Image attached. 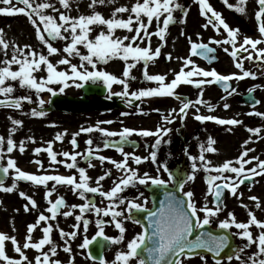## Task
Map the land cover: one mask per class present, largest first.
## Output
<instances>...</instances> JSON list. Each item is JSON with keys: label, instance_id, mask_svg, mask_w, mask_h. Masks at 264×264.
I'll return each instance as SVG.
<instances>
[{"label": "snow or ice", "instance_id": "snow-or-ice-1", "mask_svg": "<svg viewBox=\"0 0 264 264\" xmlns=\"http://www.w3.org/2000/svg\"><path fill=\"white\" fill-rule=\"evenodd\" d=\"M18 2L23 6H16L13 0H0V4L4 5L0 6V14L26 15L34 29L38 46L8 40L5 38L4 29L0 28V54L3 56L0 59V106L34 118H42L47 112L43 107L46 102L40 96L41 93L48 92L55 96L57 91L63 93L70 83L82 88L84 84L80 82L92 81L102 82L109 92V98L121 97L127 105L134 107L136 114L147 115L154 112L160 116V121L154 128L123 126L119 130H110L101 126L114 123L112 120L81 126L78 131L71 133L72 151L54 150V143L62 142L68 135L67 129L57 132L54 139L44 141L40 146L31 149L37 156L46 153L49 161L45 168L42 159L32 160L37 166L34 172L19 167L12 153L18 149L23 154L27 148L26 141L35 144L36 139L28 135L19 141L15 140L14 134L23 127L24 121L10 115L8 119L11 127L7 136L0 134V161L6 160V164H0V172L4 176L11 175L13 179L11 185L6 186L4 179L0 178V191H18V195L26 201L22 205L23 210L30 212L39 207L34 194L18 190L19 182H29L37 188L45 189L44 199L48 206L38 212L34 222L27 223L23 243L16 235L0 231V264H75L70 240H75L81 229L85 235L82 243L78 245L80 249H88L98 237L120 245L126 239L124 220L133 218V210L147 212L146 224L139 219L135 220L141 226V231L127 239L124 247L116 251L112 261L106 260L102 254L93 255L89 251L88 256L93 261L99 260V264H185L182 258L200 256L203 264H208L207 255L202 254L203 250L204 253L212 254L215 264H222L225 256L229 264L234 258L238 264H264V219L258 218L255 211L243 202L244 194L239 191L246 181L264 176V159L249 155L254 151L247 147L252 142V136L243 140L242 150L237 157L215 163L209 155L218 153L215 146L217 140L212 135H207L206 140L198 143V155L189 153L191 172L188 174L183 170L173 173L166 162L158 161L157 151L162 143H170L165 140L173 131L169 125L178 118L186 121L190 114L201 123L243 126L244 122L238 118L239 114L230 118L213 114L219 105L204 96L208 86H220L224 95L219 100L223 109L228 110L231 107L227 102L228 98L237 93V87L233 86L232 81L256 78L257 73L247 69L245 61L256 60L264 63V46H261L264 45V0H255L254 16L259 33L257 37L242 34L238 26H230L209 0H195L200 15L206 18L202 27L208 29L211 26L218 35L226 33V36L223 39L209 37L208 42H204L202 38L193 40L192 36L181 30L180 35L190 45L188 55L174 57L172 52L166 53L167 60H178L180 67L178 71L169 69L164 73H151L149 68L161 57L162 49L168 43L170 26L186 23L189 10L180 0H87V11H80L79 0H56L55 3L52 0ZM248 2L249 0H235L234 3L222 0L228 9L242 15L247 14ZM103 8L109 9L107 14ZM74 10L75 15L72 14ZM196 35L201 37L200 33ZM154 37L158 41L155 47ZM213 44L228 45L223 47V51L231 57L237 71L222 73L215 67L205 68L197 64L194 56L206 59L209 64L218 59L215 55L216 47L210 46ZM52 57L59 58L53 60ZM76 58L78 62L74 63L73 59ZM114 60H120L123 64L120 75L108 71L106 67H99ZM137 68L141 71L139 78L134 75ZM138 79L147 82L149 86L133 89L132 82ZM113 85H120L121 91L113 92ZM182 86H193L197 90L196 98L182 95L178 91ZM259 87L264 86L253 85L247 92L253 93ZM18 89H25L29 94L16 95ZM33 91L39 98V108L32 107L29 112H24V103H33ZM163 98H174L178 101V107H171L166 111L160 107H150L146 111L141 106L145 101L150 103L154 99ZM134 101H140L141 104L134 105ZM260 103V100H254L252 111L247 115L264 119V111L255 109V105ZM202 107L207 109L206 113L201 110ZM121 115L129 116L132 113L122 112ZM50 126H55V123L52 122ZM228 130L231 131V127ZM246 130L259 139L264 127H247ZM94 132L101 134L98 140L90 135ZM82 133L89 135L85 140L86 149L80 152L76 149L79 148L78 137ZM134 135L145 141L148 138L154 140L150 145L145 144L147 155L125 150L126 145L139 147V143L131 139ZM196 139L199 141L198 136ZM108 148H114L121 158L102 154L103 149ZM185 152H188L187 148ZM78 157L87 162L88 168L96 167L93 160H98L102 167L106 163L113 167H104L102 174L93 178L89 175L88 168L79 165ZM146 161L156 165V175L140 171L138 166ZM57 165L75 171L60 174ZM113 168L120 173L118 177L113 178ZM201 171L207 187L202 203H198L195 193L190 189L185 190V185L195 181L197 173ZM161 172L167 173L168 178L165 179ZM106 178L112 180L108 189L102 183ZM137 182L140 185L163 186L166 189L158 208L147 209V198L144 203L137 202L143 197V193L131 200L122 195L125 189L135 186ZM169 185H172L171 189L168 188ZM57 186L70 188L84 202L69 204L63 195L53 198V194L58 191ZM177 191L182 195H177ZM226 191L240 201V206L246 210L247 220H238L233 211H228L224 218H220L226 208L223 203ZM96 194L108 203L103 207L98 206L94 198ZM209 196L212 197L211 201ZM248 199L254 203L256 209L264 210V201L258 196L252 195ZM121 205H126V208H121ZM88 213H94L96 217L97 231L91 238L87 235L91 223ZM61 215L64 218L74 217L71 231L60 227L58 217ZM108 224H114L119 234L106 236L105 226ZM213 224L216 229L221 230L219 233L212 230ZM233 228L237 230L234 233L231 232ZM253 228L256 229L255 232ZM54 229L58 231L63 245L54 239ZM37 230L41 235L34 239ZM13 231H17L14 222ZM230 236L239 237L246 242L234 248L231 253L222 255L229 247ZM6 242L11 243L16 256L7 253ZM252 246H255V251L246 254V250ZM61 247L68 254L67 262L56 258ZM99 247L103 249L105 244L101 242ZM29 249L37 253L32 259L27 254Z\"/></svg>", "mask_w": 264, "mask_h": 264}, {"label": "flooded vegetation", "instance_id": "flooded-vegetation-1", "mask_svg": "<svg viewBox=\"0 0 264 264\" xmlns=\"http://www.w3.org/2000/svg\"><path fill=\"white\" fill-rule=\"evenodd\" d=\"M0 6H4L3 4H0ZM11 15L6 14H0V28H3L4 30L8 25L11 24ZM218 35L215 32V37ZM221 36V35H218ZM155 47V46H154ZM216 54L218 59L216 60L215 64L208 65L205 63H199L200 66H203L205 68L208 67H215L222 73H228L237 71L235 67H233L231 64H229L230 57L223 51V48L221 46H216ZM165 49H162V55L160 58L157 59L156 63L154 65H150L149 71L151 73H161V70H164V72H168L169 69H175L179 70L180 62L178 60L173 59L172 61H168L165 54L163 55ZM188 47H177L174 53L175 56H186ZM3 56L0 54V59H2ZM219 58H221L219 62ZM53 60H55V57H52ZM193 59H195L193 57ZM74 62V59H73ZM111 62H116V72L115 74L120 75L122 72L123 64L120 60H114ZM110 63V62H109ZM109 63L105 65H101L107 68L109 71ZM220 63V65H218ZM198 64V63H197ZM167 67V69H164ZM134 75H136L138 78L141 76V71L139 68L134 70ZM171 73H169V79H171ZM84 85H99L103 92H104V99L110 100L114 104H116L115 107L109 108V109H95L91 106V104L96 103L101 97L91 94V88L85 89L84 86L82 88H78L75 85H72L70 83V86L65 89L63 93H60L57 91V94L55 96H52L48 92H43L40 94V96L45 100L44 104V110L47 112V115L42 118H34L30 115H24L22 112H18L12 109H9L4 106H0V134L7 136L8 130L11 127L10 121L8 117L11 115L15 118L22 119L24 121L23 127L19 128L18 131L14 134V139L19 141L23 138H25L28 135H32L36 139V143L33 144L31 142H27V148L23 154H21L18 149L14 150L12 153V156L17 160L18 166L21 167L23 170L28 171H36L37 166L32 163L31 161L39 158L44 161L45 168L48 167V157L46 153H40L38 156L34 154L31 149L40 146V144L44 141H47L49 139H54V136L57 132H62L65 129L68 131V135L65 137V139L60 142L57 141L54 143L53 147L56 151H72V146L70 144L71 140V133L76 132L79 130L81 126H88V125H94L97 121H107L112 120L114 123L112 124H102V127L108 128L110 130H119L123 126H129V127H147V128H154L155 125L160 121V116L154 112H150L147 115H139L135 113L134 107H130L126 104L125 100L122 99L119 96H112L109 98V92L106 88V86L102 82H80ZM232 84L234 87H237V93L233 96L229 97L227 102L231 105L230 109L224 110L222 107V102L219 100L220 96L224 95L223 89L217 85H211L208 86L205 90V99L211 100L212 103L218 104L219 106L215 109L213 114L219 115L224 118L232 117V112H242V115H244L246 112H248L249 107L245 106L243 104H240L237 101V98L239 97V94L246 91V83L244 80L241 81H232ZM143 87V86H149L147 82H143L141 80H137L132 82L133 89L136 87ZM154 86V85H151ZM113 92H119L121 91L120 85H113ZM178 91L191 99H195L197 95V90L193 86H182ZM260 96L262 94L261 91L257 92ZM16 95H22V94H29L27 90L25 89H18L15 93ZM33 95V103L29 104L27 102L24 103L23 111L29 112L32 107L39 108L38 104V97L35 95L34 91L32 93ZM2 98V97H0ZM72 100L79 102L80 104H84L85 107L75 110H63L60 109V103L59 100ZM104 104L108 102H102ZM135 104H141L140 101H134ZM142 107L146 109V111L151 107H160L162 110H167L171 107H178V101H176L174 98H163V99H154L150 103L145 101L141 104ZM203 112H207L206 108H201ZM261 111H264L263 106H261ZM122 112H131L132 115L129 116H122ZM241 115V116H242ZM243 117V116H242ZM240 117V118H242ZM254 118H248V124H251L249 122H252ZM262 121V120H260ZM54 122L55 126H50L51 123ZM122 122V123H121ZM173 129V131L169 134V136L165 137L166 141H170V144L173 146H177L178 142L182 138H189V142L191 145L192 151L198 155V143L201 141H204V134L211 135V134H223L227 136H231L233 138H239L240 133L244 134V139H247L249 136H252V142L247 145L249 148H253L254 151L251 152L250 156H259L261 159H264V143L258 144V138L255 134H251L246 130L245 131L241 128H237L235 126H223L218 125L215 123V127H210L209 124L201 123L196 120H194L191 116L187 118L186 121H181L179 118L171 125H169ZM229 127H231V131H229ZM247 127H259V125L254 126H245V129ZM89 134H81L78 137L79 142V148L76 149L77 151L83 152L86 149L85 140L88 138ZM92 137L94 140H98L100 137L99 132H94L92 134ZM260 135V134H259ZM199 137V141L196 139V137ZM261 136V135H260ZM112 139H118V138H112ZM132 140H135L139 143V147L133 148L130 145L125 146L126 151H135L137 154L140 155H147L148 149L146 148L145 144H151L154 143V140L152 138H148L147 141H145L143 138L133 136L131 138ZM264 141V137L262 139ZM223 139H220L217 142V148L219 145H223ZM171 146V145H170ZM164 147H167V143H162L159 147L158 151V161L161 158V154L164 150ZM242 149H239V153ZM104 155L111 156L116 159H120V153L117 152L114 148H108L103 149ZM238 155H236L237 157ZM62 158V157H61ZM1 164H6L5 161H0ZM79 165L85 168H88L87 162L82 159L81 157H78ZM93 164L96 165L95 168H88V173L93 178L99 176L102 174L104 167L106 168H112L113 166L111 164L106 163L103 167L100 165L98 160H93ZM141 172L148 171L151 175H156V165L153 164L151 161H146L143 164L138 166ZM56 168L58 169L60 174H70L71 172L75 170H69L65 168L62 165H57ZM163 175V173L161 172ZM120 173L116 171L113 168V178L118 177ZM165 178V176L163 175ZM255 180H253V184H264V176H257L254 177ZM12 176L8 175L4 179L5 185L10 186L12 183ZM105 189H108L111 184V179H105V181L102 182ZM58 191L57 193L53 194V198H55L57 195H63L65 196L67 202L69 204L72 203H83L78 195L74 194L70 188L64 187V186H57ZM254 188L251 189V191ZM256 189V188H255ZM18 190H24L29 192L30 194H34V198L38 202V209H34L30 212H25L23 210L22 205L26 202L23 198H21L18 195V191H14L13 193H5L3 191H0V231H4L8 233L9 235H16L17 238L20 240L21 243H23L24 236L26 233V225L27 223L34 222L37 214L39 211H43L47 208V202L44 199V191L45 189L43 187L37 188L36 186L30 184L29 182H19ZM92 196L93 194H89ZM123 196L127 197V199L131 200L135 197H137L139 194L138 192L134 191L131 187L125 189ZM95 200L98 204V206H105L108 201L100 197L98 194L95 195ZM139 203H144L143 198H139L137 201ZM121 208H126V205H121ZM16 209H19L17 212ZM66 210V209H65ZM48 214V213H46ZM88 218L90 219L91 223L89 225V230L87 232V235L89 238H91L93 235H95V232L97 231V227L95 225V214L94 213H88ZM105 219H110L109 217H105ZM130 220V219H128ZM59 225L60 227H63L65 231H71V225L74 223V217H68L64 218L62 215L58 217ZM13 222L15 224V228L17 231H13ZM55 223V222H53ZM124 224L126 227V239L125 242L121 243L120 245L112 244L108 241H101L105 244V247L101 249L99 247L100 243L98 244V248L93 250L100 251L103 250L102 255L105 257L106 260L112 261L114 259L115 253L118 249H121L124 247L127 239H130L135 233L139 232V228L128 222L127 220H124ZM119 234L118 229L114 227V224H108L105 226V235L106 236H116ZM41 233L39 230H37L34 233V239H38L40 237ZM85 233L81 231L78 233V236L75 240H70L71 246L73 248V254L75 257V264H99V260L93 261L87 253V249H80L78 245L82 243L83 237ZM54 239L57 241L58 244L63 245V240L59 237V233L57 230L54 229ZM6 251L9 255L16 256L17 254L13 251V246L10 242H6ZM27 254L30 259H32L37 253L33 249L27 250ZM61 259L64 262H67L68 260V254L65 253L62 250V247L58 249L57 257Z\"/></svg>", "mask_w": 264, "mask_h": 264}, {"label": "rangeland", "instance_id": "rangeland-1", "mask_svg": "<svg viewBox=\"0 0 264 264\" xmlns=\"http://www.w3.org/2000/svg\"><path fill=\"white\" fill-rule=\"evenodd\" d=\"M14 4L18 7H22L23 5L20 4L19 2L14 1ZM53 3L56 2V0H52ZM120 2H126V0H120ZM182 4H184L188 8V16L186 23H176L173 26H170V33L168 36V43L164 48L165 49L164 54L168 52H172L174 55L175 50L177 47H183L184 48V53H185V48L187 46H190L188 41L185 39L184 36L180 35L181 30H184L187 35L192 36L193 40H197L202 38L204 42H208L209 37H215V30L211 28V26L208 29H204L202 25L206 22V18L200 15L199 12V7L198 4L195 2V0H180ZM209 2L213 5V7L218 9L220 12L223 13L224 18L230 22L232 27H239L241 30L242 34H246L249 36L257 37L259 36V33L257 31V21L255 20L254 16V10L256 8L255 0H249L247 4V14L242 15L234 10L228 9L223 3L222 0H209ZM229 2H235V0H229ZM80 3V11H87L86 4L87 0H79ZM57 7L59 5L57 4ZM106 14L108 13L109 9L108 8H103L102 9ZM73 15L76 14V11L74 10ZM179 15V13H178ZM11 24L6 27L4 30L5 32V38L8 40L16 41L21 44L23 43H32L34 46H38V41L35 40V35H34V29L32 25L30 24L28 18L24 14H16V15H11ZM197 33L201 34V37H197ZM224 36H226L224 34ZM223 37V35L218 36L216 35L217 39H220ZM242 39V36H241ZM158 43L157 39L154 37L153 38V46H155ZM59 46V44L57 45ZM264 46V45H261ZM183 53V55H184ZM182 55V56H183ZM166 56V55H165ZM59 57H55V59H58ZM221 58H219L220 62ZM256 60H250L249 67L250 70L254 71L257 73V76L255 80H246V86L247 88L253 86V85H260L263 84L264 82V72L262 73V69L264 68V64L255 65ZM78 62V58L74 59V63ZM116 62H110L109 63V71L115 73L116 72ZM220 65V63L218 64ZM99 67H104L99 65ZM164 69H167L165 67ZM161 73H164V70H161ZM42 74V73H41ZM262 103L255 108L258 111H261V106L264 108V94H262ZM252 111L249 110V112ZM246 112L244 115H242V112H232V116H236L239 114V117L247 115ZM242 115V116H241ZM248 116V115H247ZM262 120V121H260ZM253 125L255 123H252ZM259 127H264V119H259ZM237 128H242L245 131V124L243 126H235ZM246 133V132H245ZM217 142L220 139H223V145H219L218 147V153L215 154H210L209 158L212 159L215 163L222 162L225 159H233L236 157V155H239V149L241 148L242 142L244 139V134L240 133L239 138H233L231 136L223 135V134H218L215 132V134H211ZM264 137V132L260 133ZM207 135L204 134V140H206ZM258 144H263L264 141L258 139L257 141ZM217 147V144L215 145ZM206 184L204 182V178H201L198 176L195 181H191L187 185V190H192L195 193V198L198 203H202L203 201V195L206 191ZM249 188H254L252 191L249 190ZM256 188V189H255ZM240 192H243V202L248 204L250 208H252L257 217L260 219H264V210L261 209H256L254 206V203L248 199V197L252 195L258 196L261 201H264V184H245L240 187L239 189ZM210 200V196H209ZM226 205L225 210L220 214V218H224L227 215L228 211H233L235 212L238 220L245 221L247 220V213L246 210L240 206V201L236 198L233 197L230 193L226 194L224 198V202ZM262 208H264V205H262ZM253 231L255 232L256 229L253 228ZM255 251V246H252L249 248V250L246 252V254H251V252ZM246 258V256H245ZM184 259L185 264H203V261L199 258H189V259ZM208 264H215L208 260ZM222 264H229V262H223ZM231 264H238V262H231Z\"/></svg>", "mask_w": 264, "mask_h": 264}, {"label": "water", "instance_id": "water-1", "mask_svg": "<svg viewBox=\"0 0 264 264\" xmlns=\"http://www.w3.org/2000/svg\"><path fill=\"white\" fill-rule=\"evenodd\" d=\"M93 93V92H92ZM98 93H101L100 91L98 92ZM179 154H181V157H182V161H181V166H177L176 165V163H174L173 161H171V160H168V159H163V161L161 162V163H167L168 164V166H169V169L173 172V173H177L178 171H180V170H183V172L185 173V174H188V173H190L191 172V167H190V165H191V161L189 160V154H187L186 152H185V149H181L180 151H179ZM2 175V172H0V176ZM168 188L169 189H171L172 188V185H169L168 186ZM165 188L163 187V186H151L150 185V188H149V191H148V193H149V195H150V197L153 199V197L155 196V195H157L158 194V197H161V200H163L164 199V192H165ZM144 193V192H143ZM177 195H182L179 191H177ZM142 216V214H140V217ZM135 221V220H134ZM139 225V224H138ZM140 226V225H139ZM141 227V226H140ZM212 230H214V231H216L217 233H219L221 230H219V229H216V227H215V225H212ZM232 232V231H231ZM234 233V232H233ZM246 241H243V240H241L239 237H236V236H230V244H229V247L228 248H226L225 250H224V253L222 254V255H224V254H226V253H231L232 252V250L234 249V248H236L237 246H239V245H242L243 243H245ZM202 251V254H206L207 255V257L208 258H210L211 260H212V254H210V253H204L203 252V250H201ZM191 257H194V256H191ZM198 257H200V256H198ZM235 259V258H234ZM233 259V260H234ZM222 261H227V259H226V256H225V258L222 260Z\"/></svg>", "mask_w": 264, "mask_h": 264}]
</instances>
